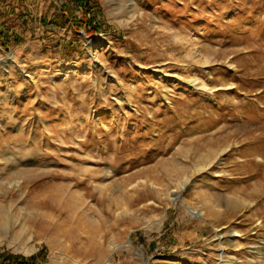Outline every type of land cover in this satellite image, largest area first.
I'll list each match as a JSON object with an SVG mask.
<instances>
[{
	"label": "rangeland",
	"instance_id": "1",
	"mask_svg": "<svg viewBox=\"0 0 264 264\" xmlns=\"http://www.w3.org/2000/svg\"><path fill=\"white\" fill-rule=\"evenodd\" d=\"M65 1H0V250L264 264V0Z\"/></svg>",
	"mask_w": 264,
	"mask_h": 264
},
{
	"label": "trees",
	"instance_id": "2",
	"mask_svg": "<svg viewBox=\"0 0 264 264\" xmlns=\"http://www.w3.org/2000/svg\"><path fill=\"white\" fill-rule=\"evenodd\" d=\"M71 5L81 10V15L74 22V25H82L89 32L99 31L101 28L99 20L101 10L97 3H94L92 0H66L63 9L67 11L68 7L71 8ZM1 36L5 40L6 35L3 34ZM41 251L42 249H39L31 255L25 256L20 253H12L8 250H0V264H42L45 257Z\"/></svg>",
	"mask_w": 264,
	"mask_h": 264
},
{
	"label": "crops",
	"instance_id": "3",
	"mask_svg": "<svg viewBox=\"0 0 264 264\" xmlns=\"http://www.w3.org/2000/svg\"><path fill=\"white\" fill-rule=\"evenodd\" d=\"M185 182V181H184ZM182 183V182H179V183H182V184H184V187H185V183ZM178 183V184H179ZM176 186H178V185H176ZM167 195H169V193L167 194ZM169 198H170V196H169ZM171 199V198H170ZM101 213H99V215H100ZM88 221H89V223H90V225L91 226H95V224H96V221H97V218H96V216L95 215H90V216H88ZM107 220H105V222H106ZM232 232H236V231H234V230H232ZM238 234V233H237ZM185 236H189V235H185ZM228 236L229 237H233V236H237V235H231V233H229L228 234ZM29 238H31L30 236H28ZM90 241H89V244H87V246H86V248H85V245H84V249L88 252L89 251V253H88V256L91 258V260L92 261H100V260H103V259H105V252L102 254V255H100L99 253V250H101V248L103 249V241H100L101 240V237H102V240H103V238H104V236H99V234H97L95 231H92L91 233H90ZM181 242H185L184 240H182ZM126 246V245H125ZM120 247V244H111V249L112 250H114V249H116V248H119ZM225 250H226V248H225ZM224 250V252H223V254H224V257H225V255H226V251ZM96 251H97V253H96ZM65 252H67L68 253V251H65ZM58 254H60V259L61 260H59L61 263H63V264H75V260H73V261H70L71 260V257H66V255L65 256H63L61 253H58ZM99 254V255H98ZM63 257V258H62ZM108 263H109V261H108Z\"/></svg>",
	"mask_w": 264,
	"mask_h": 264
},
{
	"label": "bare ground",
	"instance_id": "4",
	"mask_svg": "<svg viewBox=\"0 0 264 264\" xmlns=\"http://www.w3.org/2000/svg\"><path fill=\"white\" fill-rule=\"evenodd\" d=\"M134 3V2H133ZM117 10H116V13H118V11H120V12H122V9H120V7L119 8H116ZM130 14H131V12H130ZM131 17H133V15H131ZM184 188V184H180V186H175V187H173V188H171L170 190H169V195H170V198H171V200H175V199H179L180 200V197H181V191H182V189ZM168 195V196H169ZM174 203V202H173ZM218 233V232H217ZM231 235H233V232L231 233ZM222 237H223V234L222 233H218V234H216V237L214 236V238L213 239H215L216 240V242H218V243H221L222 244V242H221V239H222ZM29 238V237H28ZM217 243V244H218ZM221 246V245H220ZM223 252H224V246L222 245V247L221 248H219V253H218V255H219V257L220 258H222L223 257ZM57 256H54L53 258L55 259H58V260H61L60 259V255L57 253L56 254ZM63 258V257H62Z\"/></svg>",
	"mask_w": 264,
	"mask_h": 264
}]
</instances>
